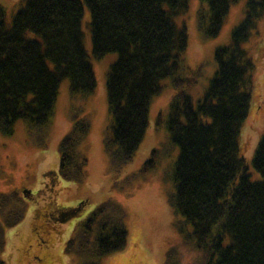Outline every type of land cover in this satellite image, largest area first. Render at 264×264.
<instances>
[{"label": "trees", "instance_id": "16d2710c", "mask_svg": "<svg viewBox=\"0 0 264 264\" xmlns=\"http://www.w3.org/2000/svg\"><path fill=\"white\" fill-rule=\"evenodd\" d=\"M83 1L91 14L93 57L118 55L106 81L112 123L105 143L114 161L132 159L148 126L150 102L161 92L162 81L171 77L176 92L167 126L180 149L173 206L192 224L196 245L217 253L216 264H264V180L251 179L238 143L248 117L254 68L243 43L264 14V0H249L245 18L233 30L230 43L216 48L217 70L196 106L184 90L195 80L179 74L188 32L175 17L186 10V0ZM203 1L209 6L210 17L205 23L201 11L200 26L208 37H215L231 4L238 0ZM82 14V0H23L8 26L0 7L2 133L12 134L20 119L31 128L47 125L64 79H69L73 94L95 90L96 76L83 42ZM89 129L85 117L75 119L60 141L59 166L56 172L51 171L55 177L82 181L87 160L80 145ZM253 166L264 175V134ZM153 167L151 157L139 172L144 174ZM55 177H50L52 184ZM3 195L0 214L11 207L13 219L7 225L13 226L24 213L16 200ZM86 203L83 199L75 206L58 208L65 211L60 216L49 215L50 211L42 215L43 220L38 216L33 223L36 238L41 244H50L58 224L78 216ZM124 216L118 203L100 202L77 223L65 251L83 257L82 264H100L102 256L127 244ZM4 231L0 222V246ZM29 254L40 263L48 262L46 254ZM0 264H4L1 259Z\"/></svg>", "mask_w": 264, "mask_h": 264}, {"label": "rangeland", "instance_id": "374dc122", "mask_svg": "<svg viewBox=\"0 0 264 264\" xmlns=\"http://www.w3.org/2000/svg\"><path fill=\"white\" fill-rule=\"evenodd\" d=\"M22 1L0 0L8 26ZM186 1V10L175 17L177 23L186 25L188 32V46L182 54L179 74L195 80L184 90L196 106L217 70L215 50L230 43L233 30L245 18L249 0L231 4L215 37H208L200 26L201 11L208 23V4L203 0ZM82 3L81 29L96 76L95 90L86 95L73 94L69 79H64L47 125L31 128L26 120L20 119L12 134L0 131V203L5 198L3 194L7 193L24 213L13 226L7 225L13 219L11 207L0 214V222L5 228L0 259L4 264H82L83 257L65 251L66 242L75 235L80 220L100 202L111 200L124 211L127 244L102 256L100 264H216L217 253H212L209 247L196 245L192 224L172 203L176 192L175 163L180 149L173 142L167 126L170 104L176 92L171 77L162 81L161 92L150 102L148 126L132 159L125 163L114 161L105 143L112 123L106 81L110 66L118 55L112 52L100 58L93 57L89 30L91 14L83 0ZM28 35L35 37L34 33ZM243 46L254 68L248 117L241 127L238 143L251 179L264 180V175L253 166L257 144L264 134V14ZM49 65L53 67V63ZM84 117L90 124L88 135L80 145L87 160L84 178L80 182H70L58 175L55 177L51 171L56 172L59 166L60 141L72 129L75 119ZM151 157L154 167L141 174L139 170ZM51 176L55 177L54 184ZM83 199L87 203L80 214L58 224L51 243L41 244L33 225L38 216L43 220V214L50 211L55 215L61 211L58 208L75 206ZM28 252L46 254L48 262L40 263Z\"/></svg>", "mask_w": 264, "mask_h": 264}, {"label": "flooded vegetation", "instance_id": "af4514ba", "mask_svg": "<svg viewBox=\"0 0 264 264\" xmlns=\"http://www.w3.org/2000/svg\"><path fill=\"white\" fill-rule=\"evenodd\" d=\"M64 212H65V211H59V212H57L55 215H58V216H60V215H63V214H64ZM51 214H52V213H50V212H49V215H51Z\"/></svg>", "mask_w": 264, "mask_h": 264}]
</instances>
